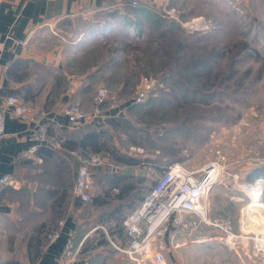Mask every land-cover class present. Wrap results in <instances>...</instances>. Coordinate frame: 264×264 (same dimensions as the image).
Masks as SVG:
<instances>
[{"label":"rangeland","instance_id":"obj_1","mask_svg":"<svg viewBox=\"0 0 264 264\" xmlns=\"http://www.w3.org/2000/svg\"><path fill=\"white\" fill-rule=\"evenodd\" d=\"M59 34L71 47L67 70L81 77L77 98L90 128L101 134L97 155L108 164L133 162L121 161L143 173L138 187L145 191L172 162L193 170L217 162L221 175H230L209 201L218 213L236 215L227 203L232 194L226 186L236 183L232 174L264 173V0H158L136 8L124 1L65 22ZM59 80L60 90L68 89ZM94 178L97 192L120 181L97 173ZM238 182L263 203L247 182ZM129 202H109L84 220L85 231L100 226L86 248L137 264L141 256L120 253L111 240L113 233L126 235ZM112 209L118 213L111 219ZM221 236L208 225L191 234L172 225L164 238L170 241L168 264H260ZM122 239L117 245L128 248L129 238ZM104 241L107 247L100 248Z\"/></svg>","mask_w":264,"mask_h":264},{"label":"crops","instance_id":"obj_2","mask_svg":"<svg viewBox=\"0 0 264 264\" xmlns=\"http://www.w3.org/2000/svg\"><path fill=\"white\" fill-rule=\"evenodd\" d=\"M124 1L127 0H0V108L8 95H19L47 112L50 134L59 135L61 140L58 148L41 144L32 153L33 123L11 112L6 114L5 135L0 138V177L9 175L13 181L0 193V264H60L70 230L76 232L77 243L85 238L92 239L90 237L100 226L91 224L85 231L82 223L94 219L97 209L109 202L129 200L126 218L150 190L138 187L143 179L142 172L125 169L126 165L118 160L122 165H91L94 176L97 173L120 179L111 184L109 191L95 190L92 200L84 202L73 188L84 157L97 154L87 146L83 148L79 141L96 130L90 128L88 120L73 124L66 114L68 104L79 97L77 78L81 77L67 70L72 60L67 55L71 47L59 31L65 22L90 16ZM59 78L66 82L68 89L60 90ZM227 175L213 187V196L223 192L222 184L230 174ZM232 175L236 183L226 186L232 194L227 203L231 207L235 205L238 213H218L220 209L218 212L214 209L218 206L209 199L208 202L212 215L227 214L235 226H240L239 214L249 201V195L238 181L241 178L244 182H254L264 178V173L248 170ZM122 180L127 182L123 184ZM251 187L254 189L256 185ZM111 190H115V194ZM261 193L264 201V189ZM239 197L244 200H237ZM84 206L89 211L85 212ZM111 211L110 218L117 217L118 210ZM60 221H63L61 238L48 244L46 232L56 228ZM122 236L127 234L113 233L111 240L121 244ZM106 244L108 242L104 241L98 246L105 248ZM108 253L104 250L84 252L75 264H128L122 256L112 258Z\"/></svg>","mask_w":264,"mask_h":264},{"label":"built area","instance_id":"obj_3","mask_svg":"<svg viewBox=\"0 0 264 264\" xmlns=\"http://www.w3.org/2000/svg\"><path fill=\"white\" fill-rule=\"evenodd\" d=\"M127 2L136 8L144 3H157L158 0H127ZM8 112L33 123L32 139L35 144L30 148L32 153L36 152L41 144L53 148L60 147L59 135L50 134L51 122L47 112L23 100L17 94L8 95L0 108V138L5 135ZM66 114L73 124L83 123L90 117L79 99H74L69 103ZM106 163V158L99 154L84 157L73 187L74 193L82 201L92 200L97 190L91 165ZM220 170L217 162L206 164L199 170L190 169L181 162L166 165L139 206L126 216L124 227L127 237L131 240L128 248L115 244L120 253L126 252L131 256L134 254L141 256L140 259L135 258L138 261H136L137 264H142L143 260L146 261L144 264H168V247L164 238L169 228L172 225L178 226L192 233L203 224L219 229L224 243L232 247L238 246L246 254L257 259L260 264H264V204L258 207L260 210L255 209V200L248 190L249 201L241 209L239 229L227 214H211L208 199L213 187L224 178ZM12 181L9 175L1 176L0 193ZM260 184H263L264 189L263 177L256 179L253 183L247 182L249 186ZM237 200L243 201L244 197H239ZM62 224L63 221H60L56 228L46 232L48 244L61 238ZM77 238L74 230L68 232L60 264H75L84 252L91 251L84 245L86 238L79 243H77ZM85 264L89 263L85 262Z\"/></svg>","mask_w":264,"mask_h":264},{"label":"trees","instance_id":"obj_4","mask_svg":"<svg viewBox=\"0 0 264 264\" xmlns=\"http://www.w3.org/2000/svg\"><path fill=\"white\" fill-rule=\"evenodd\" d=\"M100 136H101V134L97 131L91 132L89 134H86V136H84L82 138V140L79 141V144H81L83 148H86L84 146H87V147H89L90 150L98 153L100 151V148H101V145L99 144ZM63 144H65V142H63ZM119 161H123V162L128 163V164H133V162H131V161L128 162L127 160H123V159L119 160ZM256 172L258 173L260 171L256 170Z\"/></svg>","mask_w":264,"mask_h":264},{"label":"bare ground","instance_id":"obj_5","mask_svg":"<svg viewBox=\"0 0 264 264\" xmlns=\"http://www.w3.org/2000/svg\"><path fill=\"white\" fill-rule=\"evenodd\" d=\"M263 189V184H260V185H256V187L254 188L253 190V193L255 195V198H259L260 197V194H261V190ZM255 206L254 207H258V206H261L264 204V202L262 203L261 201H256L255 203Z\"/></svg>","mask_w":264,"mask_h":264}]
</instances>
